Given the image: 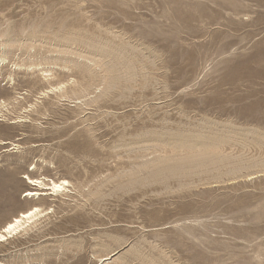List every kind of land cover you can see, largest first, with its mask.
<instances>
[{
	"label": "rangeland",
	"instance_id": "obj_1",
	"mask_svg": "<svg viewBox=\"0 0 264 264\" xmlns=\"http://www.w3.org/2000/svg\"><path fill=\"white\" fill-rule=\"evenodd\" d=\"M0 60V263L264 264V0H0Z\"/></svg>",
	"mask_w": 264,
	"mask_h": 264
},
{
	"label": "bare ground",
	"instance_id": "obj_2",
	"mask_svg": "<svg viewBox=\"0 0 264 264\" xmlns=\"http://www.w3.org/2000/svg\"><path fill=\"white\" fill-rule=\"evenodd\" d=\"M3 62L4 60H0V64H3ZM18 68L21 69V67H18ZM28 69H33V67H29ZM59 90L62 91L63 87H60ZM61 97H64V94H62ZM2 117H3V114H0V122H4L5 120V119H2ZM22 120L19 118L11 122L10 124H18V123H21ZM4 145H11V146H14L15 148H18V145H15L14 143H9V142L0 140V146H4ZM23 180H25L26 184L34 187L33 190L25 193L26 194L25 197L29 200H39L41 197H45V196L57 197L63 194L64 192H66L68 186L70 185V183L66 180H63L62 182H55L45 177L32 178L27 174L23 176ZM50 211L51 210L49 208L46 211L42 207L35 205L30 210L20 213L17 217L13 218L2 229H0V244H2L5 241H8L9 238H13L14 236L18 235L22 231H26L31 225L33 224L35 225L37 221H39L41 218L45 217L48 213H50ZM105 260H108V259L100 258L99 262L103 264V262L105 263Z\"/></svg>",
	"mask_w": 264,
	"mask_h": 264
}]
</instances>
